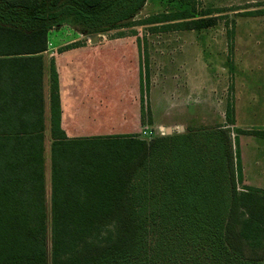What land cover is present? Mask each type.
Segmentation results:
<instances>
[{
    "label": "trees",
    "instance_id": "trees-1",
    "mask_svg": "<svg viewBox=\"0 0 264 264\" xmlns=\"http://www.w3.org/2000/svg\"><path fill=\"white\" fill-rule=\"evenodd\" d=\"M39 1L0 0V264H258L264 191L237 189L238 153L217 131L150 142L65 134L58 75L43 59L49 24L88 17L105 1L49 0L64 5L43 15ZM145 1L108 8L124 6L114 20L124 21ZM209 15L148 22L199 31L215 25ZM225 115L233 126L231 106Z\"/></svg>",
    "mask_w": 264,
    "mask_h": 264
},
{
    "label": "rangeland",
    "instance_id": "rangeland-1",
    "mask_svg": "<svg viewBox=\"0 0 264 264\" xmlns=\"http://www.w3.org/2000/svg\"><path fill=\"white\" fill-rule=\"evenodd\" d=\"M104 1L103 9L89 12L88 17L75 19L67 14L49 24L48 40L54 45L68 33H76L85 40L98 36L97 45L133 47L141 53L142 68L126 71L127 79L141 82V120L135 117L134 104L131 110L126 108L132 112H124L126 100L112 98L105 119L94 122L104 135L89 137L132 131L131 136L150 142L217 131L231 142L234 159L238 153L242 180L237 189L248 186L264 191V135L255 134L264 132V0H146L129 19L118 22L115 13L124 6L110 11V0ZM48 2L39 1L40 15L64 5L47 8ZM69 3L73 2L65 1ZM185 11L196 19L208 13L215 25L187 31L177 27L184 21L148 22ZM32 28L27 24L25 30ZM118 74L124 79L123 71ZM228 106L234 110L233 126L226 120ZM261 256L258 264H264V251Z\"/></svg>",
    "mask_w": 264,
    "mask_h": 264
},
{
    "label": "crops",
    "instance_id": "crops-1",
    "mask_svg": "<svg viewBox=\"0 0 264 264\" xmlns=\"http://www.w3.org/2000/svg\"><path fill=\"white\" fill-rule=\"evenodd\" d=\"M65 36L66 39L57 45L49 41L43 54L46 68L53 61L58 75L61 127L65 134L69 138L102 135L94 122L105 119V113L112 109V98L115 101L120 98L126 100L124 112H132L127 109L131 110L134 104V112H138L135 117L141 120V82L126 78L128 69L132 72L142 68L140 51L133 47L97 45L90 42L91 36L87 40L76 33ZM121 71L124 79H119ZM44 83L47 101V75ZM125 85L128 89L120 90ZM131 134L132 131H125L114 135Z\"/></svg>",
    "mask_w": 264,
    "mask_h": 264
},
{
    "label": "water",
    "instance_id": "water-1",
    "mask_svg": "<svg viewBox=\"0 0 264 264\" xmlns=\"http://www.w3.org/2000/svg\"><path fill=\"white\" fill-rule=\"evenodd\" d=\"M90 42L91 43H97L98 42V36H96V35L91 36L90 37ZM166 133L167 134H170L171 133V129L170 128H167L166 129Z\"/></svg>",
    "mask_w": 264,
    "mask_h": 264
}]
</instances>
